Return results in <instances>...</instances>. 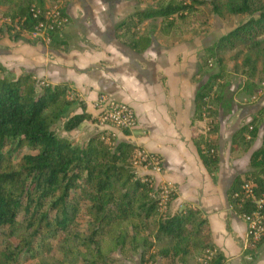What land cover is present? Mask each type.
Segmentation results:
<instances>
[{
    "label": "trees",
    "instance_id": "obj_1",
    "mask_svg": "<svg viewBox=\"0 0 264 264\" xmlns=\"http://www.w3.org/2000/svg\"><path fill=\"white\" fill-rule=\"evenodd\" d=\"M137 1L148 5L117 25L122 36L133 37L130 45L136 49L151 39L148 29H139L147 19H160L163 36L180 37L201 29L204 7L220 17L243 16L200 56L199 71L207 76L194 98L192 120L200 131L193 141L203 166L214 171L219 161L217 109L230 81L228 62L241 59L234 65L242 67V91L263 85L247 77L258 72L264 77V0ZM47 3L57 7L61 0H0V20L10 23L8 33L23 39L22 33L46 21L41 13L49 9ZM34 10L41 12L34 17ZM58 11L67 15L64 8ZM58 30L49 32L51 47L63 42L57 40ZM70 91L65 83L51 85L31 72L16 74L0 66V264H46L44 258L54 249L60 264H129L127 257L133 254H138V264H157L158 258L177 264L191 254L202 259L197 264H225L221 252L206 258L205 250L213 248L200 210L159 211V188L133 166L138 146L112 136L107 142L101 132L84 140L57 133L59 123L71 131L95 122L80 100L68 97ZM260 129L249 169L227 190L237 214L253 209L249 199L234 196L245 179L252 181L255 194L264 190V105L237 129L233 146L250 149ZM263 241L264 236L251 247Z\"/></svg>",
    "mask_w": 264,
    "mask_h": 264
},
{
    "label": "crops",
    "instance_id": "obj_2",
    "mask_svg": "<svg viewBox=\"0 0 264 264\" xmlns=\"http://www.w3.org/2000/svg\"><path fill=\"white\" fill-rule=\"evenodd\" d=\"M129 1L71 2L72 9L65 6L70 21L60 39L64 43L55 48L26 38L6 42L5 46L10 48L6 67L16 74L31 72L51 85L67 84L93 119L96 115L93 102L100 94L129 104L137 125L132 130L112 129L113 137L158 156L161 170L144 171L152 177L155 186L170 182L174 187L167 213L186 206L197 208L207 221L212 250L224 255L225 264H264V241L255 248L250 246L246 223L227 198L234 178L249 169V155L260 144L262 130L252 138L248 150L233 146L234 134L264 105L263 95L245 96L237 78L235 83L229 81L217 109L219 161L214 171H208L193 141L200 131V124L192 120L194 98L199 83L207 76L199 71L201 58L195 56V50L201 52L214 43L199 50L191 46L192 41L187 38L191 34L178 39L162 37L149 27L153 18L139 27L151 33L147 47L133 48L130 45L133 37L128 33L122 36L117 25L145 5L129 7ZM123 4L128 7L126 12ZM76 6L77 11L72 14ZM155 19L160 25V19ZM255 95V100L246 101ZM85 125L95 127L93 122ZM199 258L191 254L177 264H197ZM157 264L166 262L162 258Z\"/></svg>",
    "mask_w": 264,
    "mask_h": 264
},
{
    "label": "built area",
    "instance_id": "obj_3",
    "mask_svg": "<svg viewBox=\"0 0 264 264\" xmlns=\"http://www.w3.org/2000/svg\"><path fill=\"white\" fill-rule=\"evenodd\" d=\"M39 10H34V17L39 14ZM42 14V13H41ZM46 21L39 22L35 29L29 33L33 36L41 34L44 40L49 41V32L52 29H61L67 22V18L60 14L58 10H52L43 14ZM93 107L96 109L95 126L102 133L106 140L110 136L113 137L112 129L118 130H132L137 125V118L135 116L133 108L124 102L115 101L109 98L105 94H100L93 102ZM133 166L136 169V173L147 174L146 171H160L161 162L158 156L148 152L147 150L137 147L134 150ZM143 170V171H142ZM149 181L154 185L152 177L149 175ZM155 186V185H154ZM159 188L157 198L159 200V211L167 209L168 203L174 195V187L170 182L163 183ZM241 195V201L249 199L253 205V209L248 213L239 214L246 223V232L250 246L255 244L264 236V190L261 194L257 195L252 189V181L245 179L241 192L235 193L234 196ZM156 197V195H152ZM214 253L212 249H206V258H209ZM199 260H202L199 258Z\"/></svg>",
    "mask_w": 264,
    "mask_h": 264
},
{
    "label": "rangeland",
    "instance_id": "obj_4",
    "mask_svg": "<svg viewBox=\"0 0 264 264\" xmlns=\"http://www.w3.org/2000/svg\"><path fill=\"white\" fill-rule=\"evenodd\" d=\"M74 1L75 0H61V5L57 6V7L54 4L47 3L49 9L44 11V12H42V14L46 15L47 12H51L52 10H58L60 8L66 9V7H67L69 9H72L71 8L72 5L70 3L74 2ZM132 4H143L145 6L148 5V3L144 4V3H139L137 0H130L128 6L130 7V6H132ZM122 6L124 8V11L126 12V10H127L125 8V7H127L126 4H123ZM73 10L74 11H72V14H74L73 12H75V10L77 11V6L75 8H73ZM203 14H204L206 20L203 21V23H200L201 29L199 31H193V33H190L191 36L187 37V38H190L191 41H192L191 46L194 49L199 48V50H201V48L204 47L205 45H207V46L212 45L217 38H219L222 34L227 32L240 19L243 18V16H236V15H233V16L225 15L223 17H220L218 15H214V14L210 13L208 7H204ZM65 17L67 18V22L60 30H58L59 31V35H58L57 40L61 39L62 35H64L65 28L69 24V21H70L69 16L66 15ZM158 25H159V20L158 19H154L153 21H150V23H149V27H151V29H155L156 33L163 37V35H161L157 31ZM9 26H10V23L7 20H4V21L0 20V28H2V30H3V31L0 30V40H2V41H0V66H2L3 68H6V69H8L6 67V65H5L6 63H8L6 58L8 57V53H9V49L10 48H9V46H5V43L9 42V41L14 42V41L20 40V39L15 38L13 36L15 34V32L12 31L11 33H8L7 29H8ZM21 38H23V39L26 38V40L29 41V42H40V43H42L44 45H51V43H52L51 36H50L49 41H47V40H44V38L41 37V34L37 35V36H33L31 33L25 32V33H22ZM173 38L174 39H178L180 37H174L173 36ZM185 40H187V39H185ZM203 51L204 50H202L201 52H198L197 50H195V56H197V58H198L199 56H201L203 54ZM229 55H230L229 53H226L225 54L226 58H228ZM237 62H238V64H240L241 59H238L237 61H229L228 62V66H229V68L231 70L230 81L231 82L233 81L234 83H235V80H234L235 78H237L239 81L242 80V78L240 76V75H242L240 73V71L242 70V67L239 65L238 68H236L235 65H234ZM233 69H237V71H235ZM247 78H250V80L253 82V84H262L263 83V85L259 89L249 88L248 90L242 92V93H244L243 95L251 96L253 94H259V97H261L263 95V99H264V94H262V92L264 91V77H262V75L258 72V73H255L253 76L247 77ZM259 91H262L261 94L259 93ZM68 97L70 99L71 98L75 99L77 96L74 94L73 91H70L68 93ZM86 126L87 125H85L84 127H81V129H74V130H71V131H65L62 128V124L59 123V125H57V127H56V130H57V133L59 135H61V136H66L68 138H77L78 140H84V139H86V137L89 134L91 135V133L96 132L95 130L98 129L96 126H95L96 128L93 127V125L92 126L89 125L88 128H86ZM105 141L108 142V140H106V139H105ZM161 213L162 214L167 213V209H163L161 211ZM114 256H116L115 253H114ZM121 258L123 259V257H121ZM127 258H128L127 262L129 264H138V262H139L138 254L130 255ZM158 260L161 261L162 259L158 258ZM44 261L46 262V264H60L61 256L57 253V250L54 249L49 256L44 258ZM145 264H150V263H145Z\"/></svg>",
    "mask_w": 264,
    "mask_h": 264
}]
</instances>
